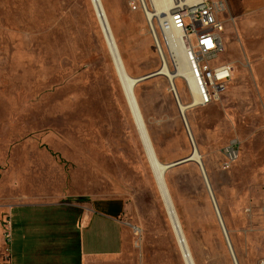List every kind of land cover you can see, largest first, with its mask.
<instances>
[{"label": "rangeland", "instance_id": "374dc122", "mask_svg": "<svg viewBox=\"0 0 264 264\" xmlns=\"http://www.w3.org/2000/svg\"><path fill=\"white\" fill-rule=\"evenodd\" d=\"M102 2L128 73L158 72L163 58L147 20L154 0L137 9L139 0ZM228 2L217 62L234 63L233 78L219 100L187 109L185 119L239 264H264V0ZM159 19L152 23L174 71ZM177 86L180 101L192 102L183 78ZM135 94L159 160L190 156L169 79H144ZM232 141L237 157L226 168ZM144 146L94 0H0V222L5 231L12 222L5 243L15 262L68 251L64 237L77 246L79 207L112 201L121 213L82 229V264H235L199 164L166 171L180 240ZM25 204L36 206L27 209L36 220L23 240L10 210ZM39 230L42 240L33 237Z\"/></svg>", "mask_w": 264, "mask_h": 264}, {"label": "built area", "instance_id": "2783aa9c", "mask_svg": "<svg viewBox=\"0 0 264 264\" xmlns=\"http://www.w3.org/2000/svg\"><path fill=\"white\" fill-rule=\"evenodd\" d=\"M141 5H145L144 0H139L138 5L134 4V8L137 9ZM228 6V0H171L169 13L159 19V29L164 36L163 42L167 49L164 31L179 32L176 41L186 53L189 78L199 95L196 106H207L219 100L236 69L235 64L230 61L217 62L220 55L225 52L223 15ZM150 25L160 51L161 38L151 21ZM173 61L176 66L174 58ZM179 77L190 85L187 77ZM237 146V141H232L226 149V168L237 157ZM6 223L5 239L10 241L12 225L10 218H7Z\"/></svg>", "mask_w": 264, "mask_h": 264}, {"label": "bare ground", "instance_id": "6f19581e", "mask_svg": "<svg viewBox=\"0 0 264 264\" xmlns=\"http://www.w3.org/2000/svg\"><path fill=\"white\" fill-rule=\"evenodd\" d=\"M94 2L96 4L97 11L100 13L101 23L103 25L108 44L111 48L116 67H117L119 76L121 78L122 84H123V88L125 91L126 98L130 104V107H131V110L133 112L136 124H137L139 132L141 134L143 143L145 145L144 147L146 148V152H147L150 164H151L152 169H153V173L155 176L157 186H158L159 191L163 197V200L167 206V210L169 212V215H170L173 227L176 231V234L178 235L180 240H183V238H184L183 229L181 227V223L179 221L177 212H176L174 205H173L172 198L170 196V192H169L167 184H166L165 175H166V171H168L166 169L167 164L162 163L159 160V158L157 157V155H155L156 153H154V151L152 149L153 144H152L151 139L149 137V134L147 132L145 122H144V119H143V116H142V113H141V110H140V107H139V104L137 101V97L135 94V87L137 85L135 83H136V79H138V78L132 77L128 73V71L125 67V64L123 62V59H122L120 51H119V48L117 46V40L113 34V31H112L111 26L109 24L108 18L106 16L102 0H94ZM170 4H171V0H154L155 10H153L154 12H148L147 13V15H148L147 20L152 22V20L155 17H160V19L165 17L169 13ZM164 35H165V39H166V42L168 45L169 52L175 60L176 69L174 71H172L170 69V67L167 64L165 55L163 53V56H164V57L162 56V58H164L163 59V65L159 69V72H160V74L165 75L169 79V82L171 84V89H172V91L176 92L178 99L180 97H179V89L177 86V78L179 76H182V77L184 76V77H187L188 80H190L189 81V83H190L189 88L192 92V97H193L192 102H181L179 99L180 111H181V113L183 112L185 115V112L187 109L193 108L197 105L198 100H199V95L195 89L194 84L192 83L191 79L189 78V67H188V63H187L186 53H185L183 47L181 46V44L177 43V41H176L177 37L179 36V32L174 31V30H169V31H164ZM187 124H188V122H187ZM189 130H190V128H189ZM190 133H191V131H190ZM191 136H192V133H191ZM192 138H193V136H192ZM193 141H194V139H193ZM195 146H196V144H195ZM194 157L196 159H199V157L196 155V152H195ZM231 244H232V242H231ZM182 245H183V250H184L185 254L188 255V257H189V255H190L189 249L187 248V246L183 242H182Z\"/></svg>", "mask_w": 264, "mask_h": 264}, {"label": "crops", "instance_id": "0c3cea01", "mask_svg": "<svg viewBox=\"0 0 264 264\" xmlns=\"http://www.w3.org/2000/svg\"><path fill=\"white\" fill-rule=\"evenodd\" d=\"M36 207L35 205L31 204H25L20 206H15L11 208L10 214L12 216V211L14 210V216L16 221L14 220V227H13V234L17 233L18 237H21V239H27L29 236H31L33 233L32 229H35L34 226V217L31 215L29 211H27L28 208ZM78 207V206H77ZM79 219L77 221V228L79 232L77 246L75 243H72L73 237L68 236L67 238L64 237V242L62 243V246L64 247L66 244V240L69 243V250L64 251L62 250V247H59V249H55L54 251H50L47 253L38 252L33 255V258L41 262L40 264H45L43 261H52V262H59L60 264H82L83 257L86 255H82V243H83V237H82V229L83 227H89L91 225L92 221H101L106 220L104 217H108L110 219H114L116 215L121 213L120 210L123 209V205L119 202H112V201H106V202H93L88 207L84 209V212L81 213V208L79 207ZM96 214V215H95ZM100 216V219H98ZM103 218V219H102ZM7 218L5 219V221ZM63 226V225H62ZM7 227V224H6ZM12 228V225H11ZM5 230L3 229V224L0 222V264H17L16 261V255H13V248L6 247L5 238L3 236V232ZM43 230L35 231L36 234H33V237H37L39 240H42L45 238V236L42 234ZM61 248V249H60ZM52 252V253H51ZM19 255V253H17ZM26 254V249L22 247L20 249V255L19 257L23 258ZM74 257V260L77 257V260L72 261V258ZM68 262V263H67Z\"/></svg>", "mask_w": 264, "mask_h": 264}, {"label": "water", "instance_id": "95a60500", "mask_svg": "<svg viewBox=\"0 0 264 264\" xmlns=\"http://www.w3.org/2000/svg\"><path fill=\"white\" fill-rule=\"evenodd\" d=\"M157 40H158V39H157ZM159 49H160L161 55L163 56V51H162V49H161V48H159ZM163 57H164V56H163ZM163 59H164V58H163ZM158 74H160L159 71L156 72L155 74L150 75V76L140 77V78L136 79V83H135V84H138L140 81H142V80H144V79H147V78H150V77H153V76L158 75ZM174 93H175V96H176V98H177V100H178V104H179V99H178V97H177V94H176V92H174ZM182 115H183V117H184L186 127H187V129H188V131H189V134H190V137H191V140H192V144H193V152H192V154H191L190 156H188V157H186V158H183V159H181V160H178V161H175V162H172V163L167 164V168H166V169H167V170H170V169H172V168H174V167L180 166V165H182V164H185V163H187V162H191V161H192V162H196V163L199 164V166H200V168H201V170H202V173H203V175H204V178H205V180H206V182H207V185H208V188H209V191H210V195H211V197H212V200H213V203H214V206H215V210H216V213H217L218 219H219V221H220V224H221L222 230H223V232H224L225 238H226V240H227L228 246H229L230 251H231V253H232V257H233L234 263H235V264H239L238 259H237L236 254H235V251H234L233 246H232L231 241H230V237H229V233H228L227 227H226V225H225V223H224V220H223L222 214H221V212H220V209H219V207H218V204H217V202H216V200H215V197H214V194H213V192H212V189H211V186H210V183H209V180H208V177H207V174H206V170H205V168H204V165H203V162H202L201 156H200V154H199L198 149L196 148L197 146H195V143H194L193 138H192V136H191V133H190V130H189V126H188V124H187V121H186V119H185V115H184L183 112H182ZM152 149H153V151H154V153H155V150H154L153 147H152ZM195 152H196V155L199 157V159H196V158L194 157ZM155 155H156V154H155ZM166 207H167V206H166Z\"/></svg>", "mask_w": 264, "mask_h": 264}, {"label": "trees", "instance_id": "16d2710c", "mask_svg": "<svg viewBox=\"0 0 264 264\" xmlns=\"http://www.w3.org/2000/svg\"><path fill=\"white\" fill-rule=\"evenodd\" d=\"M164 43V42H163ZM165 45V44H164ZM166 47V46H165Z\"/></svg>", "mask_w": 264, "mask_h": 264}]
</instances>
